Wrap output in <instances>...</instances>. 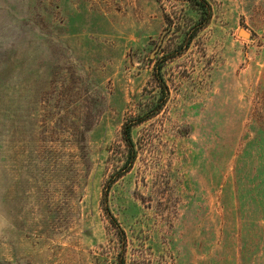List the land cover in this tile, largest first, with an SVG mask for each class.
<instances>
[{"label": "rangeland", "instance_id": "374dc122", "mask_svg": "<svg viewBox=\"0 0 264 264\" xmlns=\"http://www.w3.org/2000/svg\"><path fill=\"white\" fill-rule=\"evenodd\" d=\"M204 1L0 0V264H264V0Z\"/></svg>", "mask_w": 264, "mask_h": 264}, {"label": "trees", "instance_id": "16d2710c", "mask_svg": "<svg viewBox=\"0 0 264 264\" xmlns=\"http://www.w3.org/2000/svg\"><path fill=\"white\" fill-rule=\"evenodd\" d=\"M195 5L197 6L198 8L197 10H199V13H200L199 22L196 28H201L207 23L209 19L210 8L204 0H195ZM130 130H131V126L129 124H124L123 134L125 136V140H127L128 142H130ZM120 264H123V263H120Z\"/></svg>", "mask_w": 264, "mask_h": 264}]
</instances>
